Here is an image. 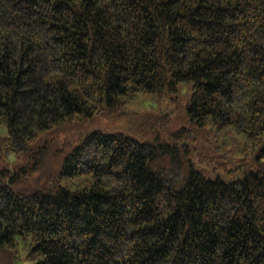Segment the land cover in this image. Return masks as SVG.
<instances>
[{"label": "trees", "instance_id": "obj_1", "mask_svg": "<svg viewBox=\"0 0 264 264\" xmlns=\"http://www.w3.org/2000/svg\"><path fill=\"white\" fill-rule=\"evenodd\" d=\"M180 83L170 142L95 130L18 188L58 128ZM204 135L254 157L208 173ZM0 151V248L30 240L37 264H264V0H0Z\"/></svg>", "mask_w": 264, "mask_h": 264}, {"label": "rangeland", "instance_id": "obj_2", "mask_svg": "<svg viewBox=\"0 0 264 264\" xmlns=\"http://www.w3.org/2000/svg\"><path fill=\"white\" fill-rule=\"evenodd\" d=\"M193 91L192 83H180L178 92L169 93L164 98L139 94L117 112L103 110L90 121L72 122L58 128L47 138L51 140L53 148L59 150L52 149L45 156L41 167L28 174L18 188L26 193L42 188L60 167L62 161L60 150L74 146L79 139L95 130L109 134L124 133L141 141L158 139L170 142L174 135L188 126L186 106ZM231 138L222 140L219 137L214 139L216 142L214 143L210 135H204L200 141L189 144L192 148L195 146L194 157L201 161L200 165L208 173L214 171L215 174L222 175L223 168L228 169L229 165L225 164V159L220 156L228 157L229 152V155L245 158L250 162L255 154L245 136L233 135ZM3 154L0 151V170L10 167ZM238 173V177L242 176L241 170ZM30 251V240L19 238L13 248L9 250L0 248V264H37L38 260L31 258Z\"/></svg>", "mask_w": 264, "mask_h": 264}]
</instances>
